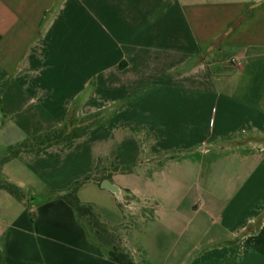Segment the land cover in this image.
Returning a JSON list of instances; mask_svg holds the SVG:
<instances>
[{
    "label": "crops",
    "instance_id": "0c3cea01",
    "mask_svg": "<svg viewBox=\"0 0 264 264\" xmlns=\"http://www.w3.org/2000/svg\"><path fill=\"white\" fill-rule=\"evenodd\" d=\"M71 115L102 125L0 168L26 196L0 188L4 264H264V0H0V145ZM100 160L134 167L106 179L123 200L80 201L133 257L58 197L32 220Z\"/></svg>",
    "mask_w": 264,
    "mask_h": 264
},
{
    "label": "trees",
    "instance_id": "16d2710c",
    "mask_svg": "<svg viewBox=\"0 0 264 264\" xmlns=\"http://www.w3.org/2000/svg\"><path fill=\"white\" fill-rule=\"evenodd\" d=\"M253 12L254 9H252L251 11H247V15H250ZM78 124H81V126L79 127ZM101 125V122H99L95 118L92 119L90 117L87 119H82L81 122L78 123V119L74 118V116L72 117L71 115L65 127L61 129H55L44 135L41 134L29 138L16 147H10V150H15V153L12 157L18 155V153L21 151L42 153L47 148L58 142L61 143L73 139H80L85 136L92 128ZM173 157L174 156H165L164 159L167 161L169 159H172ZM133 171L134 167H119L112 165V163H110L109 161L100 160L94 173L86 176L81 181H75L67 190L58 193V199L65 201L73 208L77 221L86 230V236L93 245L102 247V245H100V243L96 241L94 236L95 231L98 230L102 232L107 238H109L110 241L115 244L120 250L128 251L129 256L132 257L133 252L132 250L130 251L128 249V246L126 245L127 243L125 241V236H127L129 227H116L111 225V223L105 221L96 206H94L92 203H85L80 201L79 191L81 187L88 182L94 181V183L101 185L104 180L111 177V174H131ZM107 172L109 173V175H106ZM0 188L5 189V191L9 192L14 196V198L19 201L23 202L26 197L25 192L21 186L13 184L7 181L5 178L0 179ZM30 212L32 220H34L36 215L35 209L30 210ZM0 264H4V259L1 252Z\"/></svg>",
    "mask_w": 264,
    "mask_h": 264
},
{
    "label": "water",
    "instance_id": "95a60500",
    "mask_svg": "<svg viewBox=\"0 0 264 264\" xmlns=\"http://www.w3.org/2000/svg\"><path fill=\"white\" fill-rule=\"evenodd\" d=\"M110 182H111L110 180H106L105 182L102 183V187L106 190L111 191L119 199V201H122L123 200L122 190L117 186L112 185ZM57 197H59V194L57 192L43 196L32 194V197L30 198V207L34 209L38 205L44 204Z\"/></svg>",
    "mask_w": 264,
    "mask_h": 264
},
{
    "label": "rangeland",
    "instance_id": "374dc122",
    "mask_svg": "<svg viewBox=\"0 0 264 264\" xmlns=\"http://www.w3.org/2000/svg\"><path fill=\"white\" fill-rule=\"evenodd\" d=\"M78 122H79V120H78ZM14 153H15V150H10V149L6 150V149L2 148V146L0 145V168H1L2 164L4 163V161H7L9 158H11L14 155ZM51 193H55V192H51Z\"/></svg>",
    "mask_w": 264,
    "mask_h": 264
},
{
    "label": "built area",
    "instance_id": "2783aa9c",
    "mask_svg": "<svg viewBox=\"0 0 264 264\" xmlns=\"http://www.w3.org/2000/svg\"><path fill=\"white\" fill-rule=\"evenodd\" d=\"M123 205L125 206L126 209L131 210V209H130L131 207L129 208V203H128V202H123Z\"/></svg>",
    "mask_w": 264,
    "mask_h": 264
}]
</instances>
